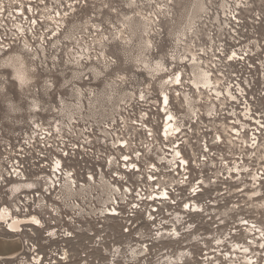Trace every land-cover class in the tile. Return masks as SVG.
Masks as SVG:
<instances>
[{
	"label": "built area",
	"instance_id": "obj_1",
	"mask_svg": "<svg viewBox=\"0 0 264 264\" xmlns=\"http://www.w3.org/2000/svg\"><path fill=\"white\" fill-rule=\"evenodd\" d=\"M92 1L0 0V56L25 53L42 94L65 85L0 143V214L24 220L0 223L11 264H264V0H204L133 62L75 22Z\"/></svg>",
	"mask_w": 264,
	"mask_h": 264
},
{
	"label": "rangeland",
	"instance_id": "obj_2",
	"mask_svg": "<svg viewBox=\"0 0 264 264\" xmlns=\"http://www.w3.org/2000/svg\"><path fill=\"white\" fill-rule=\"evenodd\" d=\"M196 4L197 0H94L79 12L75 22L86 23L94 15L92 21L102 22L101 38L107 50L119 60L129 57L133 62L143 56L144 50L153 52L156 49L159 53H166L179 32L187 29L202 12H196ZM16 55L22 57L23 66L8 61ZM19 67L27 70V80H20L15 75ZM43 79L44 75L31 64L25 53L13 50L0 56V143L16 132L25 131L34 118L48 120L54 117V113L51 116L53 109L60 108L57 93L62 95L65 85L57 78L54 91L42 94L39 89ZM16 238L0 228L1 243L6 248L15 243L13 248L10 247V253L1 252L0 264H11L21 253L22 245ZM39 240L42 242L43 237ZM189 243H184L183 247ZM127 247L128 244H124L121 248L125 253L123 257L128 256ZM113 254L111 250H103L101 257L111 259Z\"/></svg>",
	"mask_w": 264,
	"mask_h": 264
},
{
	"label": "bare ground",
	"instance_id": "obj_3",
	"mask_svg": "<svg viewBox=\"0 0 264 264\" xmlns=\"http://www.w3.org/2000/svg\"><path fill=\"white\" fill-rule=\"evenodd\" d=\"M197 6L196 7V12H200L204 9V3L202 0H197ZM262 11L264 12V8L262 9ZM9 62H14L15 64H17V66H23V60H22V57L21 56H13L11 58L8 59ZM15 75L20 79V80H27V70H25L23 67H19V68H16L15 70ZM175 119V118H174ZM192 138L193 139H196V137H194L192 135ZM233 140V139H231ZM195 153V152H194ZM177 155H179V152L177 151L176 152ZM195 158L197 157V155L194 156ZM185 162V160H184ZM253 177H254V184H258V177L255 173L252 174ZM24 184H29V183H24ZM244 187H246V189H251V190H254L255 193L254 194H258L259 195V188L257 189V187H255L253 184H251L250 182H244L243 183ZM31 186L30 185H23V184H20L19 186L15 187L14 190H13V193H18V192H21V191H25L23 190L22 188H29ZM32 188V186H31ZM30 188V189H31ZM243 195H247L246 193H243ZM263 205H264V202H263ZM9 215L7 214V209L6 208H3L2 210V213L0 214V223H3V222H7V226L8 228L10 229L9 231L12 232V233H18L20 228H21V223L24 221V220H17L15 218H11V221L9 220ZM5 242V241H4ZM15 245V243H11L10 247L13 248V246ZM19 250L21 249V245H17ZM20 246V247H19ZM6 248L5 247V244L4 243H1L0 241V254H2L1 252H3L4 250L7 251V253H10L12 251L11 248Z\"/></svg>",
	"mask_w": 264,
	"mask_h": 264
}]
</instances>
